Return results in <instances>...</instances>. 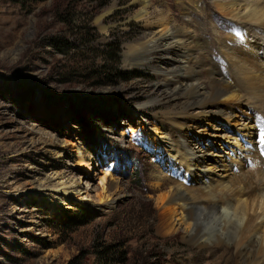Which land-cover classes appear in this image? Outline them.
<instances>
[{
  "label": "rangeland",
  "instance_id": "obj_1",
  "mask_svg": "<svg viewBox=\"0 0 264 264\" xmlns=\"http://www.w3.org/2000/svg\"><path fill=\"white\" fill-rule=\"evenodd\" d=\"M59 1L0 0V264H245L247 257L236 256L228 243L202 240L200 247L182 227L172 235L158 230L157 175L175 178L177 160L154 128L189 103L154 88L162 64L174 59L159 48L128 59L125 54L137 44H161L163 12L172 18L171 31L195 33L201 23L192 7L181 9L180 0H94L96 38L75 58L99 64L101 52H108L125 79L90 86L63 82L79 70L63 68L68 62L54 47L36 44L43 35H63L52 9ZM227 20L212 10L200 30L211 40L209 26L224 31ZM212 58L219 72L233 74L218 48ZM232 108L229 119L209 114L192 123L196 129H183L190 146L205 154L204 167L190 176L195 184L223 166L241 175L246 159L237 148L257 140L256 119L264 117L244 104ZM139 129L157 148L131 139ZM60 176L75 182L79 194L57 191Z\"/></svg>",
  "mask_w": 264,
  "mask_h": 264
},
{
  "label": "bare ground",
  "instance_id": "obj_2",
  "mask_svg": "<svg viewBox=\"0 0 264 264\" xmlns=\"http://www.w3.org/2000/svg\"><path fill=\"white\" fill-rule=\"evenodd\" d=\"M188 7H192L193 18L197 21L199 18L202 27L210 22L212 10L217 11L228 19L225 30L210 25L211 40L200 30L201 26L200 29L196 26L195 33L175 28L171 31L172 18L163 12L161 44H137L129 47L125 54L128 59L159 48L164 57L174 59L162 64L161 79L154 88L169 89L171 96L181 94L189 103L175 115L166 113L160 130L154 128L162 137L166 136L167 152L177 160L175 178L157 175L160 183L156 187L162 191L157 196V206L161 210L158 230L163 235H172L182 227L189 239L200 247L205 245L202 240L214 239L217 244L228 243L236 256H246L245 264H264V144L259 142L264 119H256L257 140H248L247 148L236 147L246 159L240 176H233L230 169L223 166V172L214 178L207 175L209 180L204 178L195 184L190 176L196 177L192 171L204 165L205 154L199 147L195 150L190 146L183 134V129L188 127L196 129L192 123L197 118H206L209 114L229 119L232 107L239 104L255 108L257 115L264 117V0H210L208 3L180 0L181 9ZM193 18L188 21H194ZM251 34L255 37L253 43L249 38ZM216 48L224 55L233 74L216 69L212 61ZM201 131L204 130H196L197 133ZM132 133L131 139L157 148L151 136L141 129ZM209 169L211 167H206ZM235 170L233 173L238 175ZM64 178L59 177L62 180L56 190L64 193L70 188L79 194L75 182Z\"/></svg>",
  "mask_w": 264,
  "mask_h": 264
},
{
  "label": "trees",
  "instance_id": "obj_3",
  "mask_svg": "<svg viewBox=\"0 0 264 264\" xmlns=\"http://www.w3.org/2000/svg\"><path fill=\"white\" fill-rule=\"evenodd\" d=\"M25 1L31 2L41 0H24V2ZM59 5H61V7ZM98 6L99 4H96L94 0H88V4L81 2V0H61L52 8L56 19L64 26L62 30L63 35H43L39 37L36 44H38L40 48L45 45L54 47L58 53L64 56L62 60L68 62L63 68L66 69L73 66L79 70V72L69 71V73H72V75H70L71 77L67 76L61 79L63 82L74 79V81H83L90 86H101L111 84L115 79H125L123 72L115 67L117 59L114 56H110L108 52H101L100 55L103 57V62H99V64L94 61L82 62L83 60L81 58H75V53L80 48H89L91 44H94L96 33L90 25V21ZM110 44H118V42H112ZM59 69L53 70V73L57 76L62 73ZM83 122H85V120ZM85 221L86 220L77 221L74 224H83Z\"/></svg>",
  "mask_w": 264,
  "mask_h": 264
},
{
  "label": "snow or ice",
  "instance_id": "obj_4",
  "mask_svg": "<svg viewBox=\"0 0 264 264\" xmlns=\"http://www.w3.org/2000/svg\"><path fill=\"white\" fill-rule=\"evenodd\" d=\"M259 142L261 144H264V129L261 130L260 136H259Z\"/></svg>",
  "mask_w": 264,
  "mask_h": 264
}]
</instances>
